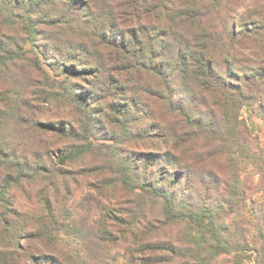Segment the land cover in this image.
I'll list each match as a JSON object with an SVG mask.
<instances>
[{
    "label": "trees",
    "instance_id": "trees-1",
    "mask_svg": "<svg viewBox=\"0 0 264 264\" xmlns=\"http://www.w3.org/2000/svg\"><path fill=\"white\" fill-rule=\"evenodd\" d=\"M181 2L0 0V16L12 22L0 36V76L10 86L0 89V128L17 127L14 146L0 133V168L18 180L50 170L55 177L51 197L37 203L39 217L20 227L2 217L0 264H88L86 239L96 236L119 243L124 264H264V148L239 119L244 104L264 110V45L261 53L250 50L242 36L251 18L264 31V0ZM258 5L262 12L251 17ZM29 40L40 44L54 76L34 49H24ZM237 50L250 57H236ZM60 74L82 84L61 82ZM106 121L138 128L152 142L140 149L135 173L117 150L108 151L116 153L111 168L120 166L114 186L127 185L138 202L128 208L100 199L95 210L105 213L97 221L84 218L93 214L88 194L103 196L93 182L75 215L70 196L90 171L79 165L98 147L92 140L116 142L105 137ZM110 146L100 144L99 153ZM221 149L224 172L209 166ZM197 161L203 167L194 171ZM10 175L0 191L3 208L17 181ZM254 189L262 197L249 217ZM63 236L77 240L74 250L64 252ZM37 243L42 252L33 255Z\"/></svg>",
    "mask_w": 264,
    "mask_h": 264
},
{
    "label": "rangeland",
    "instance_id": "rangeland-1",
    "mask_svg": "<svg viewBox=\"0 0 264 264\" xmlns=\"http://www.w3.org/2000/svg\"><path fill=\"white\" fill-rule=\"evenodd\" d=\"M172 1H177V0H172ZM182 2L185 0H181ZM181 2V3H182ZM262 6H255L254 8H251V17L252 15H258L262 12ZM1 14V13H0ZM3 15V13H2ZM178 21V20H177ZM11 20H5L2 16H0V36L3 34H8L11 33ZM258 22L254 19L251 18L250 22L248 23V26L245 27V29L249 30L244 31L242 36H244L247 39L243 41V46H247L250 50H254L256 48H259V53L263 50V45H264V31L260 32L257 27H258ZM189 30V29H188ZM175 31V30H174ZM32 40V39H31ZM27 41L24 45V49L26 51H31L34 49V51L37 53L38 57L40 58L42 68L51 76H54V73L52 70L47 66L46 64V59H44V52L38 42H36V47L33 46V41ZM38 43V44H37ZM246 51V50H245ZM251 53L245 52L243 53L239 52L237 50L235 52L236 57H250ZM234 57V54H233ZM240 59V58H239ZM243 59V58H242ZM242 67V66H241ZM218 72L219 74H225L224 69L221 68V66L218 67ZM250 75V74H249ZM247 77H249L247 75ZM57 80L61 82H66L68 84L69 82L77 83V84H82L81 80L79 79H69L65 76V74H60L59 78H56ZM239 78L233 79L231 78L230 80H233L237 83ZM234 83V82H233ZM235 84V83H234ZM9 83L8 80L5 78H1L0 76V89L1 90H7L9 89ZM259 104L256 102H252L249 104H244V106L241 108L239 112L240 120L245 124V128L247 130V135L248 138L252 139L254 144L259 146L260 148H264V113H262L264 110L262 109V112L258 109ZM140 122V121H139ZM138 122V123H139ZM137 125V121L134 123L129 124L128 126L134 127ZM144 124H139V128L143 126ZM104 133L105 137H115L116 142L114 141H109V140H92V143L94 146H98L100 144H106V145H111L110 149L107 147H104V151L100 154L98 147L95 149L94 153L92 155H89L86 165L80 163L79 167L86 166L90 168L89 173L85 174L82 176L80 179V184L78 186V190L73 194L71 193V198L74 200V207L73 210L70 212L71 215H75V207L77 208V203H79V207L84 204L85 198L88 194L89 190V185L91 183H94V190L100 192L103 196L100 198H97V194L94 193V198H91V195L88 194V202L89 206L92 207V215L87 217L85 216L84 218L87 219H93L96 217L97 221H100L98 219L99 215L104 214L105 212L103 210H95V206L99 202H103L100 199H103L107 201L108 199H113L114 201H122L123 200V205L124 204H131L128 206V208H132L133 204L138 202V199L136 197H133L130 195V189H126L128 186L125 185V188L122 187L121 184H117L114 186L115 182L114 179H117V174H115L116 170L120 166H116L115 162L113 163V167L108 164L110 161H115L114 155L116 153H109L108 151L113 150V151H118V156L119 160L123 159L125 162L126 160L129 161L130 169L133 171V173L136 172V161L140 160L141 155L139 156V152L141 151L140 149L142 147H147L145 145L149 144L152 142V138L147 137V134L142 138L140 131L138 132V128L133 129L132 131L128 129L127 127H120L117 126L116 123H113L111 121L107 122L104 124ZM17 127L15 125H8L0 128V133L1 136L4 138V141L6 140L8 143H10L12 146H14L16 142L15 140V133H16ZM138 132V133H137ZM9 133V134H7ZM7 134V135H6ZM13 134V135H12ZM99 136L104 135L103 132L99 131L98 133ZM107 135V136H106ZM103 137V136H102ZM113 139V138H111ZM144 140V142H143ZM212 148L214 150H217L221 147L214 145L212 142ZM203 145L206 147L209 146V144L206 141H203ZM115 146V147H114ZM112 148V149H111ZM219 155L218 157L214 158L209 166L217 171H223L224 169L228 168L227 165V159H226V151L221 149L219 153H216ZM151 161V160H150ZM194 164V171H198L202 169L203 164L201 162H195ZM142 167L144 164H141ZM152 165V162H150L149 166ZM138 170V169H137ZM145 172V171H144ZM148 174L147 180L154 181L155 178L152 174L151 171H147ZM7 174L10 175V177H14V179H17L16 184L13 183L10 186L8 197H6L7 202L3 208V204L0 202V231L3 229L1 220L3 216H6L10 222H17L18 227L20 226H27L29 222H27L30 218L32 217H39V215L36 213V207L37 203L39 201H42V199H46L51 197L49 193H52L53 191L51 185L54 184L55 182V177H54V172L50 170V172L47 173H39V174H33L32 177L29 179L30 173L26 174L25 179H19L18 173H12L8 172L5 168H0V191H2V186H4V180L7 179ZM153 175V176H152ZM28 177V178H26ZM67 177V176H66ZM60 179L56 181V183H59ZM256 181V180H255ZM134 183L131 185L134 187ZM53 195V194H52ZM261 194L258 192L257 189H254L253 193L250 194L248 197L247 201V206H246V212L248 213L249 217H252V212L253 208L255 207L258 202L261 201ZM63 198V197H62ZM60 198V201L61 199ZM82 200V202H81ZM127 200V201H126ZM59 205V204H58ZM62 209V205L59 206ZM88 207V209H90ZM8 208V210H6ZM87 210L83 206V211ZM153 212L158 213L160 210V207L157 205L155 207H152ZM7 211L9 213H7ZM118 215L119 212L117 211ZM80 215V214H79ZM122 219V218H120ZM79 221H82L79 219ZM118 224V223H117ZM93 229H91L90 232L93 234L96 232V224L95 225H90ZM116 235V234H115ZM114 235V236H115ZM113 236V238H114ZM75 241H77L75 238L71 237H62V243L65 245L63 246L64 252L68 250H74L75 249ZM38 243L34 244L33 250L31 251L33 255H36L34 253H37L38 250L40 252L41 249L39 248L38 250H35L38 247ZM87 250H89V261L88 264H109L107 262V257L105 256V249L107 248L108 254H109V260H111V264H124V257H125V250L123 247L120 246L119 243L113 242L108 246V244L102 242L100 239H98V236L94 238H87L86 239V246ZM109 247V248H108ZM73 252V251H72ZM242 258L248 261V256L246 254H242ZM69 264H74L73 262H70ZM244 264V262L242 263Z\"/></svg>",
    "mask_w": 264,
    "mask_h": 264
}]
</instances>
